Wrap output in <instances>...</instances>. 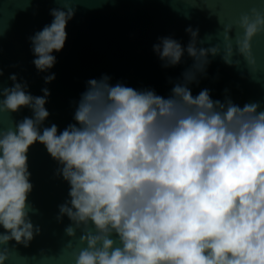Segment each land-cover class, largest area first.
I'll list each match as a JSON object with an SVG mask.
<instances>
[{
	"label": "clouds",
	"instance_id": "9594fccd",
	"mask_svg": "<svg viewBox=\"0 0 264 264\" xmlns=\"http://www.w3.org/2000/svg\"><path fill=\"white\" fill-rule=\"evenodd\" d=\"M257 3L223 26V48L203 46L191 25L186 44L157 37L152 51L162 67L187 55L195 69L172 82L167 96L111 83L105 74L89 78L62 130L44 125L49 89L33 95L27 81L8 75L0 113L27 108L31 115L0 128V264L9 242L27 247L41 231L28 200L34 144L68 185L56 220L68 219V238L79 232L73 264H264V107L236 104L227 89L221 100L208 88L193 95L190 87L206 75L210 57L255 64L250 42L264 34V0ZM74 14L67 2L49 9L50 23L27 38L45 85L55 79L49 70Z\"/></svg>",
	"mask_w": 264,
	"mask_h": 264
},
{
	"label": "water",
	"instance_id": "95a60500",
	"mask_svg": "<svg viewBox=\"0 0 264 264\" xmlns=\"http://www.w3.org/2000/svg\"><path fill=\"white\" fill-rule=\"evenodd\" d=\"M67 2L75 9L66 26L65 44L49 70L55 79L47 85L31 61L28 37L50 23L49 9L63 7ZM260 7L257 0H0V87L10 86V73H17L28 83L33 95H42L47 87L50 95L45 104L48 126L55 123L62 130L72 121L74 102L85 90L89 78L102 74L111 83L123 82L133 88L151 87L167 96L172 82L186 71H195L192 60L185 55L179 64L162 67L152 51L157 37L172 35L182 44L189 37L185 28L199 29L203 46L213 44L223 48V26L231 24L250 7ZM254 65L234 56L235 65L225 64L220 56L210 57L206 75L190 85L193 95L210 89L213 99L227 95L234 103L259 101L264 107V34L252 38ZM13 65H15L13 67ZM27 108L18 113H0V128L13 126L14 120L30 116ZM28 166L33 184L28 200L36 212L31 215L40 226L27 247L9 242L6 264H73L74 253L82 247L79 232L68 238L64 228L69 221L56 220L57 206L67 197L68 185L54 175L56 162L44 147L34 144L28 151Z\"/></svg>",
	"mask_w": 264,
	"mask_h": 264
}]
</instances>
